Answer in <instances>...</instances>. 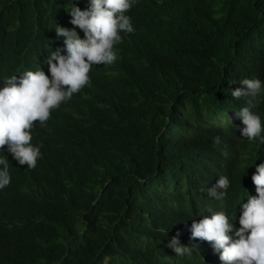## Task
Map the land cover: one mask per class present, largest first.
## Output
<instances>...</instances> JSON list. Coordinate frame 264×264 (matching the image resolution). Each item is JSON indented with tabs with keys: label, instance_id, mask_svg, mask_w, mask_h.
I'll list each match as a JSON object with an SVG mask.
<instances>
[{
	"label": "trees",
	"instance_id": "trees-1",
	"mask_svg": "<svg viewBox=\"0 0 264 264\" xmlns=\"http://www.w3.org/2000/svg\"><path fill=\"white\" fill-rule=\"evenodd\" d=\"M67 1L0 0L6 67L53 33ZM140 24L136 63L125 52L116 85L71 125L62 153L74 171L55 181L52 139L1 190L16 201L0 220V264H157L182 216L195 214L178 179L193 183L189 154L206 118L246 106L249 97L230 95L241 80L264 81V0H168ZM253 111L264 126V98ZM263 155L264 144L240 142L229 197ZM175 263L198 264L188 254Z\"/></svg>",
	"mask_w": 264,
	"mask_h": 264
},
{
	"label": "clouds",
	"instance_id": "clouds-1",
	"mask_svg": "<svg viewBox=\"0 0 264 264\" xmlns=\"http://www.w3.org/2000/svg\"><path fill=\"white\" fill-rule=\"evenodd\" d=\"M167 1L68 0L63 20L37 48L7 67L0 58V220L16 201L1 193L10 175L17 168L34 169L52 139L55 181L74 171L62 153L72 140V123L116 85L125 52L132 51L136 63L141 19ZM239 84L230 95L249 97L246 106L235 114L209 115L198 132L197 153L189 154L195 160L193 183L178 179L194 199L195 214L182 216L157 264H176L186 254L198 264H264V155L252 164L240 197L227 195L230 160L240 142L264 144L261 116L253 111L264 98V81L246 78Z\"/></svg>",
	"mask_w": 264,
	"mask_h": 264
}]
</instances>
